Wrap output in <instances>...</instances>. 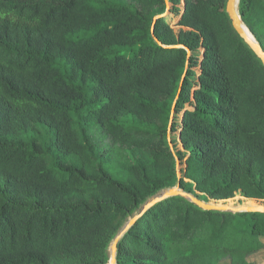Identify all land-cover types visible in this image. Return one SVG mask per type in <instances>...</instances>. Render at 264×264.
<instances>
[{
    "label": "trees",
    "instance_id": "trees-1",
    "mask_svg": "<svg viewBox=\"0 0 264 264\" xmlns=\"http://www.w3.org/2000/svg\"><path fill=\"white\" fill-rule=\"evenodd\" d=\"M168 1L178 32L154 23ZM227 1L0 0V264H107L117 230L178 180L264 199V64ZM239 11L264 48V0ZM263 238L264 213L176 195L124 234L117 264H255Z\"/></svg>",
    "mask_w": 264,
    "mask_h": 264
},
{
    "label": "water",
    "instance_id": "water-1",
    "mask_svg": "<svg viewBox=\"0 0 264 264\" xmlns=\"http://www.w3.org/2000/svg\"><path fill=\"white\" fill-rule=\"evenodd\" d=\"M239 4L240 0H228L226 5V12L231 20L232 26L235 29V31L244 39V41L249 45V47L256 53L258 58L262 61L264 64V48L256 38V36L253 34V32L250 30V28L247 26V24L243 21V18L239 11ZM167 10H170V4L168 1ZM156 16L154 19V23L158 20L160 16ZM190 51H188V58L190 57ZM187 71L183 73L181 83L183 82ZM175 105L176 101L174 102L172 106V112H171V118L169 123V133L171 132L174 115H175ZM180 135V134H179ZM169 142L171 144V141L169 139ZM181 195L194 204L198 205L199 207L205 209V210H217V211H223V212H232V213H240V212H259L264 213V204H255V205H243L239 207H233L230 205H221L212 203L209 201H206L197 195L187 192L183 190L180 186V180L177 181V185L171 188L166 189L165 191L161 193H157L156 196L149 199L143 206L140 207L139 211L134 213L132 216H130L127 221L124 223L122 229L118 233V235L113 239L112 243L109 247V260L107 264H117V254H118V243L120 239L124 236V234L131 228L132 225L153 205H155L157 202H160L168 197Z\"/></svg>",
    "mask_w": 264,
    "mask_h": 264
},
{
    "label": "rangeland",
    "instance_id": "rangeland-1",
    "mask_svg": "<svg viewBox=\"0 0 264 264\" xmlns=\"http://www.w3.org/2000/svg\"><path fill=\"white\" fill-rule=\"evenodd\" d=\"M181 6H184V4L181 3ZM163 14L165 15L166 19L170 22V24L172 25V27L175 29L176 32H178L182 28L181 26L177 25V22H178L179 17H180L179 15H176L174 12L167 10V9L165 12H163ZM195 69L198 70V67H195ZM93 134L97 136L96 140L100 141L102 147L111 144L110 141L108 140V138L105 135L101 134V131L94 129ZM169 139L171 141L170 145L173 148V151L175 153H177L178 150H182L184 152L183 145L179 141V138H178V132H170L169 133ZM124 151L126 152L125 149H124ZM120 152H123V151L120 150ZM125 152H123L122 154H125ZM185 166H186L185 162H182L179 159H177V169H178L179 177L183 176L182 168H184ZM176 185H177V183L173 186L163 188L157 193H161V192L165 191L166 189L174 187ZM156 194L151 195L147 199V201L149 199H151L152 197L156 196ZM206 201L216 203V204H221V205H230L233 207H239V206L249 205V204H264V199H256V200L247 199L243 195H241L240 193H237L235 197L228 199V200L207 199ZM145 203H143V205ZM136 212L137 211H135L134 213H136ZM123 225L117 230V232L115 233L114 237L111 240V243H112L113 239L118 235V233L122 229ZM263 241H264V238H263ZM248 259H249V261H251L255 264H264V249L253 254V255H251ZM64 264H72V263H64ZM220 264H231V262L229 260H224Z\"/></svg>",
    "mask_w": 264,
    "mask_h": 264
},
{
    "label": "bare ground",
    "instance_id": "bare-ground-1",
    "mask_svg": "<svg viewBox=\"0 0 264 264\" xmlns=\"http://www.w3.org/2000/svg\"><path fill=\"white\" fill-rule=\"evenodd\" d=\"M249 205H255V204H249Z\"/></svg>",
    "mask_w": 264,
    "mask_h": 264
}]
</instances>
